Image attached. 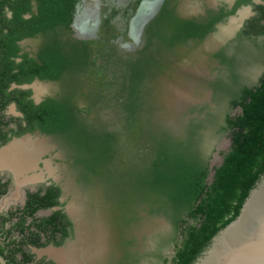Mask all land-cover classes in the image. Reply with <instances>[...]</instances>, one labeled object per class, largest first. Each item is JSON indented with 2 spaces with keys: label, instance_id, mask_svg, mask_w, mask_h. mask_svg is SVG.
Listing matches in <instances>:
<instances>
[{
  "label": "rangeland",
  "instance_id": "1",
  "mask_svg": "<svg viewBox=\"0 0 264 264\" xmlns=\"http://www.w3.org/2000/svg\"><path fill=\"white\" fill-rule=\"evenodd\" d=\"M137 1L100 0L96 36L83 39L91 42L85 70L71 79L63 75L55 81L32 82L59 100L67 98L71 89L79 119L90 129L113 134L115 150L103 163L104 172L93 174L77 163V153L59 133L38 135L48 145L41 161L49 160L59 178L77 187L82 211L96 214L104 224L103 243H112L111 217L123 222L122 234L133 242L127 243L121 264L127 259L132 264H171L182 235L166 213L156 210L160 203L130 197L124 210L115 209L118 184L105 175L125 181L126 170L145 167L154 155L150 148L154 138L184 145L192 137L190 149L208 167L214 157L223 156L231 146L225 116L240 112L231 100L238 97L241 87L258 84L264 70V42L261 37L235 38L243 17L234 14L215 24L203 38H189L169 48L155 35V28L164 24H152L156 15L144 26L139 44L130 49L129 22ZM165 1L173 15L200 21L232 0ZM73 32L71 28L69 35L78 39ZM44 36L22 41V49L34 54ZM141 56L148 57L149 65L135 87L134 110L130 111L126 104L129 66ZM121 246L120 254L125 244Z\"/></svg>",
  "mask_w": 264,
  "mask_h": 264
},
{
  "label": "trees",
  "instance_id": "2",
  "mask_svg": "<svg viewBox=\"0 0 264 264\" xmlns=\"http://www.w3.org/2000/svg\"><path fill=\"white\" fill-rule=\"evenodd\" d=\"M32 1L36 3L35 11H29ZM75 1L0 0V5L8 4L12 10L7 31L0 32L8 56L15 53L16 40L45 35L38 52L40 63L25 56L19 65L25 66L24 80H30L34 75L51 79L65 75L71 79L85 70L91 42L69 35ZM240 2L245 0H237L235 5ZM166 6L165 1L152 24L155 25L156 21L164 23L163 27L155 28V35L169 48L189 38H203L212 30L215 22L233 12L235 7L224 14H210L198 21L179 18L172 14V8L170 10ZM26 13L29 16L24 17ZM259 18L264 20L263 9ZM259 32L264 34V23H259ZM148 65V57L141 56L129 66V97L126 104L130 111L134 110L135 87ZM68 92L67 98L48 99L35 106L31 117L44 131L61 134L77 153L75 161L88 172L100 173L103 163L110 159L115 150L113 134L88 128L79 119L73 92L71 89ZM238 92L231 105L239 106L240 112L234 116L227 114L224 119L226 127L231 130V146L224 154L221 165L215 167L210 183L206 181L209 171L207 163L190 149L192 137L184 145L176 140L154 138L150 147L154 155L145 167L133 172L126 170L129 177L125 181L110 173L105 175L107 180H114V184H118L115 209L124 210L130 197L133 201L140 198L160 203L156 210L166 213L182 235L171 264L188 263L234 173L264 161V70L256 86H243Z\"/></svg>",
  "mask_w": 264,
  "mask_h": 264
},
{
  "label": "flooded vegetation",
  "instance_id": "3",
  "mask_svg": "<svg viewBox=\"0 0 264 264\" xmlns=\"http://www.w3.org/2000/svg\"><path fill=\"white\" fill-rule=\"evenodd\" d=\"M236 1L220 4L213 15L224 14L235 7L215 24L237 14L243 20L235 38L261 37L264 41V34L259 32V23H264L259 18L261 10L264 11V0H245L237 6ZM80 2L75 1L73 14ZM142 2L138 0L136 6ZM35 10L36 3L32 1L29 11ZM11 17L9 5L1 4L0 32L7 31ZM34 37L16 40L15 53L9 56L0 38V264H121L123 254L128 251L127 243L133 242L122 234L123 222L116 216L111 217L112 243H103L104 224L101 225L96 214L91 216L82 211L79 191L74 190L77 187L59 178L49 160L41 161L47 143L38 135L55 132L44 131L31 116L35 106L56 98L45 88L39 87V90L32 86V82L57 78L34 75L24 80L25 66L19 65L25 56L40 63L38 52L43 42L34 54L21 47L22 41ZM57 156L59 154L54 157ZM123 244L125 248L120 254ZM126 264L132 262L127 259Z\"/></svg>",
  "mask_w": 264,
  "mask_h": 264
},
{
  "label": "water",
  "instance_id": "4",
  "mask_svg": "<svg viewBox=\"0 0 264 264\" xmlns=\"http://www.w3.org/2000/svg\"><path fill=\"white\" fill-rule=\"evenodd\" d=\"M162 1L159 0L155 12L141 22L139 34L157 13ZM99 5L97 0L94 5L96 11H92L89 21L95 29L100 23ZM74 19L75 14L71 28ZM73 35L78 39L96 36L95 32L87 37L77 36L74 32ZM223 156L216 160L214 157L210 162L207 183L213 180L215 167L221 165ZM187 264H264V161L234 173Z\"/></svg>",
  "mask_w": 264,
  "mask_h": 264
},
{
  "label": "bare ground",
  "instance_id": "5",
  "mask_svg": "<svg viewBox=\"0 0 264 264\" xmlns=\"http://www.w3.org/2000/svg\"><path fill=\"white\" fill-rule=\"evenodd\" d=\"M83 1L81 0V2L77 5V10L74 13L75 19L72 24V29L74 31V34H76L77 36L87 37L92 35L94 32L95 34L97 33V29H95V25L89 24L90 17L92 16V11L93 10L96 11L94 9V5L97 2V0H88V1L85 0L84 2L85 5L84 3H82ZM158 3L159 0H145V1L143 0L140 6L136 8V11L132 15L129 22L128 35L131 38V42L127 44L128 48L130 49L134 48L138 44V39L141 38L142 35L141 33L139 34L141 28V22L144 21V18H146L149 15H152L155 12Z\"/></svg>",
  "mask_w": 264,
  "mask_h": 264
}]
</instances>
